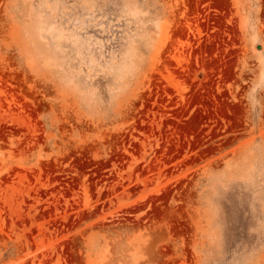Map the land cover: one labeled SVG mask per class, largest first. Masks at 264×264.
Returning a JSON list of instances; mask_svg holds the SVG:
<instances>
[{
  "label": "rangeland",
  "instance_id": "rangeland-1",
  "mask_svg": "<svg viewBox=\"0 0 264 264\" xmlns=\"http://www.w3.org/2000/svg\"><path fill=\"white\" fill-rule=\"evenodd\" d=\"M0 264H264V0H0Z\"/></svg>",
  "mask_w": 264,
  "mask_h": 264
},
{
  "label": "bare ground",
  "instance_id": "bare-ground-1",
  "mask_svg": "<svg viewBox=\"0 0 264 264\" xmlns=\"http://www.w3.org/2000/svg\"><path fill=\"white\" fill-rule=\"evenodd\" d=\"M195 220V219H194ZM195 222V221H194ZM198 223V222H197ZM158 233V232H157ZM156 234V233H155ZM153 240V239H152ZM179 247V246H178Z\"/></svg>",
  "mask_w": 264,
  "mask_h": 264
}]
</instances>
